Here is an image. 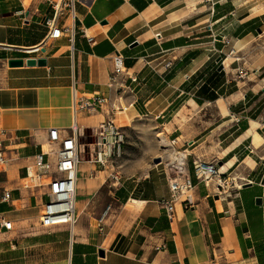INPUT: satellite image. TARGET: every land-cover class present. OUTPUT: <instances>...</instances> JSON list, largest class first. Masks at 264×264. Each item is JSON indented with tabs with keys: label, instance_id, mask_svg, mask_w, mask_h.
Masks as SVG:
<instances>
[{
	"label": "crops",
	"instance_id": "1",
	"mask_svg": "<svg viewBox=\"0 0 264 264\" xmlns=\"http://www.w3.org/2000/svg\"><path fill=\"white\" fill-rule=\"evenodd\" d=\"M52 15L47 0H0V128L13 139L0 168V221H12L0 225V264H264V0H77L57 19L73 44L48 36ZM72 87L108 102L74 115ZM104 120L127 135L120 166L90 161ZM73 126L84 147L76 222L41 227L46 190L25 188L24 168L49 128ZM177 151L193 188L170 220L160 200ZM196 156L231 184L198 181Z\"/></svg>",
	"mask_w": 264,
	"mask_h": 264
},
{
	"label": "built area",
	"instance_id": "2",
	"mask_svg": "<svg viewBox=\"0 0 264 264\" xmlns=\"http://www.w3.org/2000/svg\"><path fill=\"white\" fill-rule=\"evenodd\" d=\"M53 9V15L47 17L45 24L48 27V36L58 38L66 33L70 43L74 41V29L72 26L59 27L57 19L66 11L74 16V6L77 0H47ZM85 34V30H82ZM90 40L91 38L88 37ZM114 74L125 72L123 56L116 51L112 56ZM224 60H222L223 62ZM133 80H135L133 78ZM108 102L103 95H92L82 97L77 89L71 90V110L75 115L80 109L100 106ZM77 127H72L70 134H61L57 128H49L47 137L37 145V152L34 155L33 163L24 168L25 188H43L47 201L41 209L39 225L41 227H52L67 224L70 228L76 222V195L78 181V163L80 162L81 143L78 137ZM125 133L111 120H104L96 128L94 150L91 151L90 161L101 167L120 166L119 161L124 154ZM6 135V130L0 128V168L8 161L6 157L7 146L12 143ZM185 155L175 152L173 160L166 163L171 170L169 180V196L163 197L160 203L166 209L170 220L174 218L175 204L181 195H186L192 188V180L184 171ZM193 172L198 181L208 184L215 181L216 188L223 191L231 184L228 175L221 173L215 162H208L196 156L192 160ZM244 180L243 183H245ZM243 183L237 185L241 187ZM9 191H4L3 200L9 199ZM188 201H183V207L189 208ZM107 210L96 220V227L101 232ZM0 225L6 230L12 228V221L1 219Z\"/></svg>",
	"mask_w": 264,
	"mask_h": 264
},
{
	"label": "water",
	"instance_id": "3",
	"mask_svg": "<svg viewBox=\"0 0 264 264\" xmlns=\"http://www.w3.org/2000/svg\"><path fill=\"white\" fill-rule=\"evenodd\" d=\"M221 58H218V62L220 61ZM24 63V59L23 58H11L8 60V65L11 67L14 66H22ZM25 64L27 66H33V65H38V66H42V65H46V59L44 58H26L25 59ZM221 69V66H220ZM83 130H80V132H82ZM82 152H84V147L80 148V157H82ZM160 159H155V162H159ZM264 197V196H263ZM258 203L261 202L260 199L257 200ZM99 254L102 255V251H99Z\"/></svg>",
	"mask_w": 264,
	"mask_h": 264
},
{
	"label": "rangeland",
	"instance_id": "4",
	"mask_svg": "<svg viewBox=\"0 0 264 264\" xmlns=\"http://www.w3.org/2000/svg\"><path fill=\"white\" fill-rule=\"evenodd\" d=\"M95 131H96V130H93V133H94ZM126 138H127V135H126V137H125V144H126V141H127ZM134 138H135V139H133V140H136V136H134ZM125 144H124V145H125Z\"/></svg>",
	"mask_w": 264,
	"mask_h": 264
},
{
	"label": "bare ground",
	"instance_id": "5",
	"mask_svg": "<svg viewBox=\"0 0 264 264\" xmlns=\"http://www.w3.org/2000/svg\"><path fill=\"white\" fill-rule=\"evenodd\" d=\"M225 63H228V60H226V62H225ZM163 142H166V141H163ZM223 169H224V167H222V168H221V170H223Z\"/></svg>",
	"mask_w": 264,
	"mask_h": 264
}]
</instances>
